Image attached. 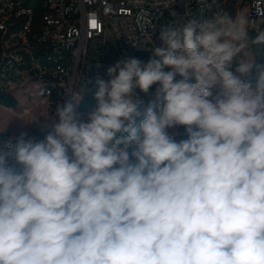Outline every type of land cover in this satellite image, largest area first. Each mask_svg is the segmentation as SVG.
<instances>
[{
	"label": "clouds",
	"instance_id": "obj_1",
	"mask_svg": "<svg viewBox=\"0 0 264 264\" xmlns=\"http://www.w3.org/2000/svg\"><path fill=\"white\" fill-rule=\"evenodd\" d=\"M254 22L218 12L164 26L162 46L144 31L132 43L149 60L97 75L90 111L77 110L85 85L32 123L43 139L0 140V264H264Z\"/></svg>",
	"mask_w": 264,
	"mask_h": 264
},
{
	"label": "built area",
	"instance_id": "obj_2",
	"mask_svg": "<svg viewBox=\"0 0 264 264\" xmlns=\"http://www.w3.org/2000/svg\"><path fill=\"white\" fill-rule=\"evenodd\" d=\"M36 1L39 12L26 0H0V92L13 95L27 82H37L46 96L67 101L68 93L76 97L85 85L81 100L94 97L97 75L107 80V68L122 57L147 62L149 46L142 41L133 46L148 39L144 31L162 46L161 27L180 28L191 19L227 12L229 0H176L170 8L158 6L161 0ZM244 4L255 21L251 28L264 27V0ZM140 95L146 106L150 96ZM29 134L43 139L39 128ZM8 137L14 136L0 131V140Z\"/></svg>",
	"mask_w": 264,
	"mask_h": 264
},
{
	"label": "rangeland",
	"instance_id": "obj_3",
	"mask_svg": "<svg viewBox=\"0 0 264 264\" xmlns=\"http://www.w3.org/2000/svg\"><path fill=\"white\" fill-rule=\"evenodd\" d=\"M238 12L246 13L244 0H229L227 13L234 18ZM249 38H251L250 34ZM247 51L249 58L253 55L257 64H264V52L260 46H250ZM13 96L18 100L17 107L0 104V131L6 130L12 136H18L21 131L29 132L33 128H38L32 123L38 119L43 121L49 112L54 113L58 103L66 101L63 97L46 96L44 89L37 82H27L21 88L16 89ZM77 110L80 111L78 107Z\"/></svg>",
	"mask_w": 264,
	"mask_h": 264
},
{
	"label": "trees",
	"instance_id": "obj_4",
	"mask_svg": "<svg viewBox=\"0 0 264 264\" xmlns=\"http://www.w3.org/2000/svg\"><path fill=\"white\" fill-rule=\"evenodd\" d=\"M26 4L34 7L36 12L40 11L38 1L36 0H26ZM255 29L256 28H250L249 30V34L251 38H255V36L257 35V32ZM259 29L264 30V27H260ZM253 47H257V46L253 45ZM260 47H261V50L264 52V45H260ZM233 67L235 66L233 65ZM253 76H254V73H253ZM150 99H151L150 97L147 99V103ZM0 104L9 106V107H17L18 100L12 94L0 92ZM94 106H95L94 97H85L79 102L78 109L80 111H88V110H91V108Z\"/></svg>",
	"mask_w": 264,
	"mask_h": 264
}]
</instances>
